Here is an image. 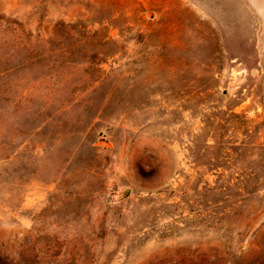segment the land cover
Here are the masks:
<instances>
[{
    "label": "rangeland",
    "instance_id": "374dc122",
    "mask_svg": "<svg viewBox=\"0 0 264 264\" xmlns=\"http://www.w3.org/2000/svg\"><path fill=\"white\" fill-rule=\"evenodd\" d=\"M0 264H264V0H0Z\"/></svg>",
    "mask_w": 264,
    "mask_h": 264
}]
</instances>
